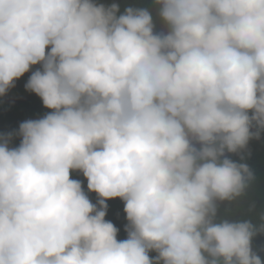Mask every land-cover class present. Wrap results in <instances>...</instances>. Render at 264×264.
<instances>
[{"label":"clouds","instance_id":"clouds-1","mask_svg":"<svg viewBox=\"0 0 264 264\" xmlns=\"http://www.w3.org/2000/svg\"><path fill=\"white\" fill-rule=\"evenodd\" d=\"M153 2L163 31L143 7L0 0V95L39 64L24 87L51 109L0 137V264H262L217 208L254 179L230 154L264 132V0Z\"/></svg>","mask_w":264,"mask_h":264},{"label":"trees","instance_id":"trees-1","mask_svg":"<svg viewBox=\"0 0 264 264\" xmlns=\"http://www.w3.org/2000/svg\"><path fill=\"white\" fill-rule=\"evenodd\" d=\"M96 3L110 5L116 3L119 5L120 13L126 7L147 8L153 16L154 31L165 30V22L158 15L159 6L154 4L153 0H95ZM119 14V13H118ZM40 65L31 66L30 70L24 73L20 78L15 80V86L10 88L5 95H0V137L10 132L18 130L19 124L29 119L42 118L51 109L45 108L39 96L24 87L31 72L39 68ZM20 143L19 136H13L10 141V147L18 146ZM233 160L240 161L243 156L244 163H247L252 172L254 179L250 182L245 193L234 201L219 202L217 208V219L227 218L232 220H251L257 227L256 234L252 237L251 246L253 251L260 256L264 264V231L259 227L264 224V132L261 133L260 139L249 141L246 150L240 154H230ZM70 179L81 181L82 188L88 199L96 204L98 200L97 193L90 192L87 189V179L79 170H70ZM108 205L105 220L111 221L118 229L117 240L127 238L125 225L126 213L124 212V201L119 198H110L106 200ZM156 252H149L153 257Z\"/></svg>","mask_w":264,"mask_h":264}]
</instances>
